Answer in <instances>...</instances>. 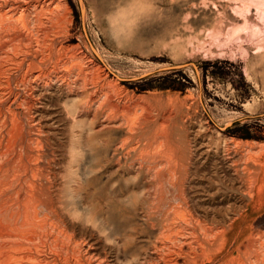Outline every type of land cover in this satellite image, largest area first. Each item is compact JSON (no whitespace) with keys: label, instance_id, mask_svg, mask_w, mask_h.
<instances>
[{"label":"bare ground","instance_id":"bare-ground-1","mask_svg":"<svg viewBox=\"0 0 264 264\" xmlns=\"http://www.w3.org/2000/svg\"><path fill=\"white\" fill-rule=\"evenodd\" d=\"M241 1L242 9L251 8V1L260 2L264 8V0ZM59 7L56 0H0V264H114L110 256L92 254L87 239L79 240L73 227L81 220L66 213L70 204L78 201L68 203L59 198L61 186L83 187L92 170L88 166L90 158H74L76 169L72 162L69 175L61 176L48 159L46 138L36 124L46 104L43 92L55 86L71 95L83 94L73 109L75 114L90 119L85 120L89 130L101 120L106 122L94 131L97 136L124 129L128 134L125 138L137 139V176L146 181L143 196L138 197L140 201L135 206L140 213L128 228L124 226L121 235L115 223L102 216L92 217L88 223L81 221L83 226L92 225L96 232L106 233L118 254L123 252L122 258H127L131 244L127 242L133 241L136 234L153 238V257L142 259L137 252V264H264V217L257 216L264 210L260 172L263 152L240 153L239 159L227 153L228 170L219 167L221 160L217 156L213 173L206 175L201 164L211 161L212 156L185 148L187 144L179 137L181 126H185L179 111L143 105L142 113H135L137 121L126 123V127L122 121L121 125L118 119L126 103L123 101V106L122 101L114 102L107 84L91 76L90 67L60 45L54 38L58 34L51 38L63 29ZM223 9L233 24L235 15L227 5ZM175 10L182 13L183 5L177 4ZM203 15L207 22L212 21L210 11L205 10ZM245 23L260 25L250 17ZM123 147L125 144L113 148L112 158ZM95 168L97 179L101 171ZM201 172L203 176L199 177Z\"/></svg>","mask_w":264,"mask_h":264},{"label":"rangeland","instance_id":"rangeland-1","mask_svg":"<svg viewBox=\"0 0 264 264\" xmlns=\"http://www.w3.org/2000/svg\"><path fill=\"white\" fill-rule=\"evenodd\" d=\"M190 1L56 0L63 29L51 38L58 34L59 38H54L60 45L82 59V64L90 67V72L94 71L91 76L107 84L114 102L122 101L123 106L126 103L124 112H128H122L117 120L121 125L123 121L124 127L126 123L137 121L143 105L179 111L185 123L184 127L180 125L179 137L187 144L185 148L212 156L211 161L201 164L207 175L213 173L217 156L221 160L219 167L228 170L227 153L234 154L237 159L240 153L264 154V11H261L264 8L257 1H251L248 9L241 8V0H199L196 4ZM177 4L183 5L182 13L175 10ZM223 5L235 15L233 24L222 11ZM205 10L211 12L212 21L207 22L206 17H202ZM246 16L260 25H245ZM43 93L46 106L36 126L46 138L45 149L48 159L53 161L52 168L59 175L68 176L74 158H90L88 166L92 171L87 184L76 188L78 190L66 185L60 187L61 200L78 201L70 204L67 215L84 223L92 217L111 219L121 235L124 226L128 228L140 213L135 206L146 185L145 178L137 176V139L125 138L128 134L124 129L97 136L94 131L102 127L101 124L106 125L102 120L91 125L93 129L89 130L87 121L90 119L75 114V105L83 99L81 92L71 95L55 86ZM83 129L84 134L80 135ZM124 144L118 156L112 158L111 150ZM75 164L77 162H73L74 170ZM94 168L101 171L97 179H94ZM260 172L264 192V160ZM257 216L264 217V210ZM81 221L73 228L80 241L87 239L92 245V254L110 256L114 264H137V252L142 259L153 257L150 253L153 238L136 234L133 241L127 242H131L127 258H122L123 252L118 254L106 233L96 232L92 225L83 226Z\"/></svg>","mask_w":264,"mask_h":264}]
</instances>
